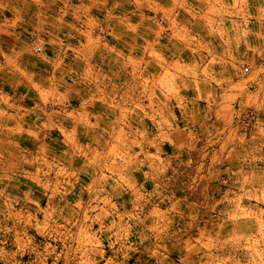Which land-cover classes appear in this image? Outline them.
<instances>
[{
  "label": "rangeland",
  "instance_id": "rangeland-1",
  "mask_svg": "<svg viewBox=\"0 0 264 264\" xmlns=\"http://www.w3.org/2000/svg\"><path fill=\"white\" fill-rule=\"evenodd\" d=\"M0 264H264V0H0Z\"/></svg>",
  "mask_w": 264,
  "mask_h": 264
}]
</instances>
